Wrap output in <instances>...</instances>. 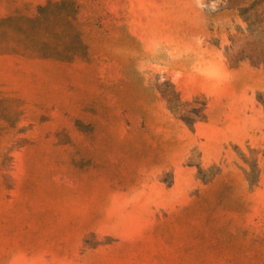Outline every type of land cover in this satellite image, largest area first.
<instances>
[{"label": "rangeland", "instance_id": "1", "mask_svg": "<svg viewBox=\"0 0 264 264\" xmlns=\"http://www.w3.org/2000/svg\"><path fill=\"white\" fill-rule=\"evenodd\" d=\"M264 0H0V264H264Z\"/></svg>", "mask_w": 264, "mask_h": 264}, {"label": "trees", "instance_id": "2", "mask_svg": "<svg viewBox=\"0 0 264 264\" xmlns=\"http://www.w3.org/2000/svg\"><path fill=\"white\" fill-rule=\"evenodd\" d=\"M256 3L251 4L250 6L243 7L241 9V16L243 20L247 23L248 25V30L252 31L256 24H264V16H258L257 15V9ZM249 58L253 63H263L264 64V57H254V56H249Z\"/></svg>", "mask_w": 264, "mask_h": 264}]
</instances>
